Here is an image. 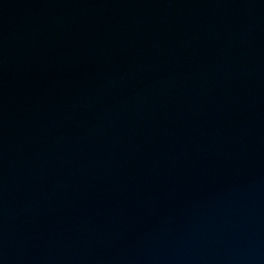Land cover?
Segmentation results:
<instances>
[{
	"label": "water",
	"instance_id": "water-1",
	"mask_svg": "<svg viewBox=\"0 0 264 264\" xmlns=\"http://www.w3.org/2000/svg\"><path fill=\"white\" fill-rule=\"evenodd\" d=\"M0 264H264V0H0Z\"/></svg>",
	"mask_w": 264,
	"mask_h": 264
}]
</instances>
